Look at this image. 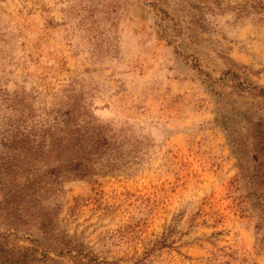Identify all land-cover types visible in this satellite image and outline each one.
<instances>
[{"label":"rangeland","instance_id":"rangeland-1","mask_svg":"<svg viewBox=\"0 0 264 264\" xmlns=\"http://www.w3.org/2000/svg\"><path fill=\"white\" fill-rule=\"evenodd\" d=\"M261 91L264 0H0V253L264 264Z\"/></svg>","mask_w":264,"mask_h":264},{"label":"trees","instance_id":"trees-1","mask_svg":"<svg viewBox=\"0 0 264 264\" xmlns=\"http://www.w3.org/2000/svg\"><path fill=\"white\" fill-rule=\"evenodd\" d=\"M264 93V91H261ZM56 151L54 150H50L48 153L49 154H55ZM20 160V155L17 153H14V155L8 154V156L4 155L1 157V161L2 163H13ZM74 166V165H73ZM83 172V170H82ZM76 176H80V175H76ZM262 193L260 195V197L262 198V200L264 201V184H263V189H262ZM10 230H13L14 232H10L5 234L4 236H1L4 238V241H7L6 237H10V236H20L21 234H28V231H23L21 229H19L18 227L15 228H9ZM14 248H16L15 246H13ZM18 250L15 253H11L9 255H3L2 253H0V264H27V260H28V256L27 253L29 252V249L26 248H17ZM22 253V254H21Z\"/></svg>","mask_w":264,"mask_h":264}]
</instances>
